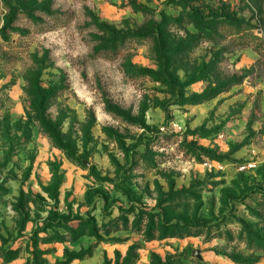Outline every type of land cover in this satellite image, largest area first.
Returning <instances> with one entry per match:
<instances>
[{
  "label": "rangeland",
  "instance_id": "rangeland-1",
  "mask_svg": "<svg viewBox=\"0 0 264 264\" xmlns=\"http://www.w3.org/2000/svg\"><path fill=\"white\" fill-rule=\"evenodd\" d=\"M0 264H264V0H0Z\"/></svg>",
  "mask_w": 264,
  "mask_h": 264
},
{
  "label": "water",
  "instance_id": "water-1",
  "mask_svg": "<svg viewBox=\"0 0 264 264\" xmlns=\"http://www.w3.org/2000/svg\"><path fill=\"white\" fill-rule=\"evenodd\" d=\"M193 256H194V257H197V258H199V259H203L202 256H201V252H200V250H198V249H195V250L193 251Z\"/></svg>",
  "mask_w": 264,
  "mask_h": 264
},
{
  "label": "trees",
  "instance_id": "trees-1",
  "mask_svg": "<svg viewBox=\"0 0 264 264\" xmlns=\"http://www.w3.org/2000/svg\"><path fill=\"white\" fill-rule=\"evenodd\" d=\"M43 97H44V95H43Z\"/></svg>",
  "mask_w": 264,
  "mask_h": 264
}]
</instances>
